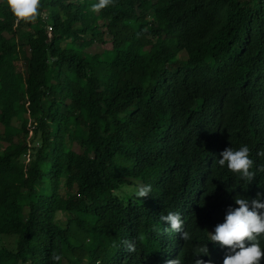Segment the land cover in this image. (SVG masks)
I'll return each instance as SVG.
<instances>
[{
  "label": "trees",
  "instance_id": "obj_1",
  "mask_svg": "<svg viewBox=\"0 0 264 264\" xmlns=\"http://www.w3.org/2000/svg\"><path fill=\"white\" fill-rule=\"evenodd\" d=\"M97 2L0 0V264H194L264 194V0ZM244 145L250 183L218 165Z\"/></svg>",
  "mask_w": 264,
  "mask_h": 264
},
{
  "label": "clouds",
  "instance_id": "obj_2",
  "mask_svg": "<svg viewBox=\"0 0 264 264\" xmlns=\"http://www.w3.org/2000/svg\"><path fill=\"white\" fill-rule=\"evenodd\" d=\"M7 7L12 14L22 21H35L39 15L41 0H6ZM111 0H98L92 5L93 11H99L107 7ZM264 155V153H262ZM218 160V165L226 166L231 172L238 174L243 180L250 183L254 177V161L250 157L248 146L244 145L238 149L226 148ZM152 192L151 185H138L134 191L136 197H146ZM235 207L226 210L224 218L207 228L209 241L214 246L213 252H209L206 245L197 246L194 249L196 259L194 264H214L223 257L222 264H261L264 259V194H257L255 199L247 197L235 198ZM161 221H166L172 230L180 232L182 220L179 213L169 211L167 215L160 216ZM186 241L192 239L188 232L182 233ZM127 243L128 251H135L131 242ZM60 261L61 256L53 257ZM172 264H180L175 260Z\"/></svg>",
  "mask_w": 264,
  "mask_h": 264
},
{
  "label": "rangeland",
  "instance_id": "obj_3",
  "mask_svg": "<svg viewBox=\"0 0 264 264\" xmlns=\"http://www.w3.org/2000/svg\"><path fill=\"white\" fill-rule=\"evenodd\" d=\"M108 47H110L109 42H107V43H95V44L87 47L85 50L90 52V53H102L105 50V48H108ZM182 56H183V54L181 53L180 57H182ZM13 124H15L17 126L19 125L18 121H13ZM0 130L2 131L1 126H0ZM72 147L75 150L80 151V147L77 144L72 145ZM26 211H27V209L25 208V212ZM60 216H63V215H60ZM84 264H86V262Z\"/></svg>",
  "mask_w": 264,
  "mask_h": 264
},
{
  "label": "built area",
  "instance_id": "obj_4",
  "mask_svg": "<svg viewBox=\"0 0 264 264\" xmlns=\"http://www.w3.org/2000/svg\"><path fill=\"white\" fill-rule=\"evenodd\" d=\"M17 19V18H16Z\"/></svg>",
  "mask_w": 264,
  "mask_h": 264
}]
</instances>
